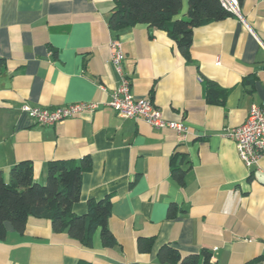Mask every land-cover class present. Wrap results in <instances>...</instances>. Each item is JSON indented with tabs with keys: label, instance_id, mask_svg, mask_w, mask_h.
Returning a JSON list of instances; mask_svg holds the SVG:
<instances>
[{
	"label": "crops",
	"instance_id": "obj_1",
	"mask_svg": "<svg viewBox=\"0 0 264 264\" xmlns=\"http://www.w3.org/2000/svg\"><path fill=\"white\" fill-rule=\"evenodd\" d=\"M114 0H0V170L31 160L46 181L50 160L91 157L73 210L109 196L117 244L92 246L49 219L31 216L23 233L10 222L0 264H168L166 244L183 255L211 254L210 264H264V155L247 166L223 132L243 124L253 104L264 108V0H243L241 15L196 27L187 60L164 30L136 24L114 31ZM189 0L175 18L186 17ZM122 42L124 71L138 97L150 98L187 133L125 118L110 106L118 86L110 41ZM214 82L223 103L208 99ZM101 86L103 88H101ZM101 102L53 125L35 122L22 105L57 107ZM185 155V157H184ZM186 170L184 184L172 173ZM175 206L174 217L168 216ZM152 238L149 250L140 239ZM146 245V244H144Z\"/></svg>",
	"mask_w": 264,
	"mask_h": 264
},
{
	"label": "trees",
	"instance_id": "obj_2",
	"mask_svg": "<svg viewBox=\"0 0 264 264\" xmlns=\"http://www.w3.org/2000/svg\"><path fill=\"white\" fill-rule=\"evenodd\" d=\"M240 4L243 0H239ZM109 16V26L114 31L136 24H147L151 28L164 30L177 43L179 51L191 60V48L196 27L234 15L220 0H189L186 17L175 18L182 9V0H114ZM208 99L214 103L224 102V93L214 82L206 86ZM185 157V155H184ZM90 156L76 162L74 160H50L47 164L46 181L34 179L31 160H22L12 166L8 177L0 170V239L6 236V223L10 222L23 233L31 216L47 218L55 232H65L85 246H92L94 234L100 229L102 242L106 247L117 244L110 230L108 219L112 213V200L109 196L88 201V210L77 214L73 210L82 192V178L91 168ZM175 179L184 184L186 170L173 167ZM176 214L175 206H170L169 217ZM152 238L140 239V250H149ZM146 244V245H144ZM204 264H210L211 254L202 251ZM201 254L183 255L176 247L164 245L158 252L161 262L168 264H199ZM256 258L248 264H255ZM77 264H90L79 261Z\"/></svg>",
	"mask_w": 264,
	"mask_h": 264
},
{
	"label": "built area",
	"instance_id": "obj_3",
	"mask_svg": "<svg viewBox=\"0 0 264 264\" xmlns=\"http://www.w3.org/2000/svg\"><path fill=\"white\" fill-rule=\"evenodd\" d=\"M220 1L228 11L242 17L239 0ZM110 52L111 63L119 81L111 94V99L104 105L112 107L122 117L142 119L150 125L171 128L179 134L186 135L187 128L184 122L166 119L161 108L152 99L134 94L132 81L124 71L125 53L120 40L110 41ZM100 106L101 102L98 101H80L53 108L24 103L22 110L39 124L53 125L84 111L95 112ZM223 134L235 141L240 158L247 166H257L264 155V108L253 104L245 122L239 126L225 128Z\"/></svg>",
	"mask_w": 264,
	"mask_h": 264
}]
</instances>
